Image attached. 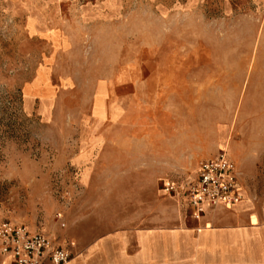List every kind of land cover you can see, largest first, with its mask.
Masks as SVG:
<instances>
[{"label": "rangeland", "instance_id": "374dc122", "mask_svg": "<svg viewBox=\"0 0 264 264\" xmlns=\"http://www.w3.org/2000/svg\"><path fill=\"white\" fill-rule=\"evenodd\" d=\"M66 1L0 0V222L73 251L171 225L186 204L162 184L221 149L262 201L264 0H112L90 20ZM123 64L143 66L140 93L99 120L95 85Z\"/></svg>", "mask_w": 264, "mask_h": 264}, {"label": "crops", "instance_id": "0c3cea01", "mask_svg": "<svg viewBox=\"0 0 264 264\" xmlns=\"http://www.w3.org/2000/svg\"><path fill=\"white\" fill-rule=\"evenodd\" d=\"M86 1L67 0L64 5H80L83 18L90 20L99 17L100 10L112 3V0ZM142 67L123 64L122 72L126 74L112 75L95 85L92 105L93 109L101 105L102 113L97 119L114 121L129 117L126 105L138 97L142 88V82L130 72ZM94 138H86L83 151L95 149L97 144L90 142ZM0 264L13 262L0 258ZM64 264H264V199L254 202L243 195L236 205L207 209L199 219L191 215L186 204L185 212L177 211L171 225L120 227L99 232L82 251L74 250Z\"/></svg>", "mask_w": 264, "mask_h": 264}, {"label": "built area", "instance_id": "2783aa9c", "mask_svg": "<svg viewBox=\"0 0 264 264\" xmlns=\"http://www.w3.org/2000/svg\"><path fill=\"white\" fill-rule=\"evenodd\" d=\"M165 193L179 196L199 219L207 209L230 207L243 198L238 172L224 149L198 162L193 175L162 184ZM72 246H61L44 231L31 230L23 223L0 222V258L13 264H64L72 256Z\"/></svg>", "mask_w": 264, "mask_h": 264}]
</instances>
